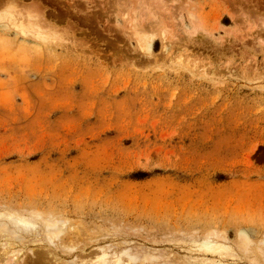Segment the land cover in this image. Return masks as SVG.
Listing matches in <instances>:
<instances>
[{
  "label": "rangeland",
  "instance_id": "rangeland-1",
  "mask_svg": "<svg viewBox=\"0 0 264 264\" xmlns=\"http://www.w3.org/2000/svg\"><path fill=\"white\" fill-rule=\"evenodd\" d=\"M0 203L64 217L84 259L249 264L245 233L264 264V0H0Z\"/></svg>",
  "mask_w": 264,
  "mask_h": 264
},
{
  "label": "bare ground",
  "instance_id": "bare-ground-1",
  "mask_svg": "<svg viewBox=\"0 0 264 264\" xmlns=\"http://www.w3.org/2000/svg\"><path fill=\"white\" fill-rule=\"evenodd\" d=\"M22 16L23 13L21 14L17 13V16L11 18L15 23V28L20 32V34L29 36L30 38L33 39L45 40L46 38L45 39L43 38L41 32L42 29L40 30L38 26L39 24L31 22L29 20L31 16L30 18H26V19L24 17H26L27 15L23 17ZM34 19L36 20V18ZM131 25H133L132 28L135 27L134 24ZM136 30L134 29V31ZM137 31L136 34L138 33L137 36H139V32ZM49 35L50 34L48 33L47 38L49 37ZM137 38L139 41L140 40L139 37ZM45 41H47V39ZM138 43H140V46L144 51L150 53L152 46L150 39L147 40L145 39V37H141V40ZM173 62L180 67L193 70L192 63L190 64L189 61L187 59H184L182 56L178 57L177 59H174ZM66 224H67V220L64 217L58 215L56 216L54 215V213L49 211L45 212L38 208L19 206L10 203H0V264H130V263L135 264L141 262L142 260L143 261L146 260L148 262L158 260L157 259L158 255L163 254L162 251L158 252L150 248H144L135 245L134 247H130V246L129 247L125 246L123 248L121 247V249H113L112 245H102L98 247L96 246L95 247L96 249L93 251L91 250L89 252L85 251L90 255L87 257V259H84L82 256L84 251L83 247H77V245H74L75 243H73L72 241L73 239L72 232L70 233L68 231L69 232L68 234L65 233ZM67 227L69 230V226ZM212 236H214L213 233ZM212 236L210 235V238ZM238 241H239L238 244L240 246H238L237 244L236 246L237 248L239 247V251L241 250L242 252H247L245 254H249L248 251L252 252V250L249 249V247L252 248L251 240L248 238V236L245 233L239 234ZM261 242H257L260 244L257 243L253 244L254 252L255 254L257 253L256 255L259 256V259L260 257L262 258L263 256V251H261L262 248H260ZM220 246H224V244L223 245L220 244ZM220 249L216 248V250H220ZM251 252H250L251 255L246 256L247 257L246 259L249 264L251 262L255 264L256 262L255 259L251 257L254 252L252 253ZM26 253L31 259L27 258L28 256ZM168 259L170 258L168 257ZM184 261L188 263H184ZM190 261L191 260H188L186 258L183 259V262L182 263L180 262V264H192L193 261L191 262ZM167 262L168 261L161 263L157 262V264H167ZM223 263L218 262V264H223ZM198 264H217V263L215 262L212 263L211 261H209V259H207V260H203V263H198Z\"/></svg>",
  "mask_w": 264,
  "mask_h": 264
}]
</instances>
